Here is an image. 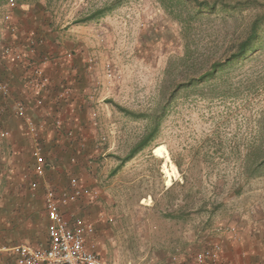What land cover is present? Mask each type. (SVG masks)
<instances>
[{"label":"rangeland","instance_id":"rangeland-1","mask_svg":"<svg viewBox=\"0 0 264 264\" xmlns=\"http://www.w3.org/2000/svg\"><path fill=\"white\" fill-rule=\"evenodd\" d=\"M113 1L15 0L9 10L0 0V19L11 12L15 25L11 33L0 22V49L9 44L22 56L0 55V65L45 61L47 91L62 101L59 134L34 137L54 168L37 178L33 169H8L0 153V247L44 245L45 190L71 181L91 194L65 214L91 224L86 243L106 264L169 254L194 264L197 251L186 245L203 248L232 230L237 241L247 231L252 247L261 235L264 243V45L197 79L233 51L264 0H216L201 11L186 0H119L88 19ZM154 120L153 139L120 164ZM181 210L182 218L168 215ZM15 258L0 250V264ZM250 260L264 264V250Z\"/></svg>","mask_w":264,"mask_h":264},{"label":"built area","instance_id":"built-area-1","mask_svg":"<svg viewBox=\"0 0 264 264\" xmlns=\"http://www.w3.org/2000/svg\"><path fill=\"white\" fill-rule=\"evenodd\" d=\"M7 7L12 10L16 7L15 0H7ZM0 22L5 25L8 32L15 33L11 12L2 14ZM32 52V49H30ZM0 55L22 58L20 53H14L13 48L6 44L1 47ZM41 62H28V86L35 93L47 90L50 79L45 73ZM0 94L3 98H10V88L7 83L0 82ZM61 97L62 94L59 93ZM38 102L40 100L38 99ZM12 108L25 124L32 137H37L43 128V122L37 123L27 112L25 104L21 100H14ZM7 130L0 131V137H6ZM35 163L33 166L34 175L39 178L44 175L46 162L40 155V147L35 146ZM31 187L37 186V181L32 180ZM91 191L77 183L71 181L66 189L55 192L51 188H46L43 200V209L46 218V245L34 246L28 243H20L13 247H0V250H13L16 258L15 264H106L98 254L86 243V236L91 231V224L86 222L79 215L72 214L71 217L64 215L63 208L79 199L89 196ZM222 245L218 242L209 244L198 250L193 256L194 264H217Z\"/></svg>","mask_w":264,"mask_h":264},{"label":"crops","instance_id":"crops-1","mask_svg":"<svg viewBox=\"0 0 264 264\" xmlns=\"http://www.w3.org/2000/svg\"><path fill=\"white\" fill-rule=\"evenodd\" d=\"M10 61H8L9 63L6 62L0 65V82L7 83L10 88V98L5 99L0 94V131H8L6 137H0V153L2 152L8 155V160L10 161V163H8V169L14 171V169H18L21 166V168L30 170L33 169L35 163V146L39 143L36 142V139L39 141L41 138H49L50 135L55 132H57V134L60 132L57 128L61 121L59 110L61 109L62 101L54 90H45L39 93L32 91L28 86L27 68H20L16 64L17 61L15 62L14 59ZM38 99L40 102H38ZM14 100H21L25 104L27 112L32 116L35 122H44V126L39 132L38 138L35 139L30 135L22 119L14 112L12 108V102ZM43 151L44 152L40 149V155L44 157L46 153L44 148ZM47 153L51 154L50 152ZM44 159L46 162V170L55 167V157L51 158L52 160H50V158L48 159V157H44ZM24 176L23 174L22 177ZM22 177H19V180H21ZM16 178L18 177L16 176ZM67 207L68 205L63 208L66 217L67 214L65 213H67ZM243 234L244 236H238V241L235 240L236 237H233V230L229 235L227 234L224 237H220L218 233L215 234L216 236H214L213 243L218 242L223 246L217 264L259 263L251 261L250 256L255 254V256L257 255L259 257L264 250L262 235L258 238L259 240H257L258 244L255 243L256 247H252L251 244L253 245V243L247 241V231H244ZM88 235L90 234L88 233ZM197 244V247L195 244L186 245V249H196V251H198L201 249V246L198 247L199 243L197 242ZM44 245H46V243ZM180 262V259L175 254H169L164 260L160 258H157V260L150 259V261H146L143 264H180Z\"/></svg>","mask_w":264,"mask_h":264},{"label":"trees","instance_id":"trees-1","mask_svg":"<svg viewBox=\"0 0 264 264\" xmlns=\"http://www.w3.org/2000/svg\"><path fill=\"white\" fill-rule=\"evenodd\" d=\"M187 2L195 5L199 10H204V9H211L215 5V1L213 0L210 2V0H186ZM221 4L227 5L225 0H219ZM248 1H236L234 7L240 6L243 4H246ZM119 0L113 1L110 5H106L103 8L97 9L94 12H92L88 19L95 18L102 14L105 10H111L112 8L118 6ZM264 24V12L263 13H258L255 15V17L251 20L249 26H248V31L244 38L238 41L236 44L235 48L233 49L232 52H230L225 58L222 60H217L211 63L209 69H207L204 73L200 74L197 79H203L209 76H213L219 69L228 66L230 64H234L238 61H243L246 58L251 57L255 52L260 50V48L263 47L264 43H261L260 41V30ZM191 78L189 82L197 80ZM125 110V109H123ZM158 128V122L154 120V125L150 128L149 131H147L126 153V155L121 159V163L129 160L132 158L137 152L142 150L149 142L150 140L153 139L156 131ZM179 211L169 213L168 215L172 218H182L185 216L186 211L181 210Z\"/></svg>","mask_w":264,"mask_h":264},{"label":"bare ground","instance_id":"bare-ground-1","mask_svg":"<svg viewBox=\"0 0 264 264\" xmlns=\"http://www.w3.org/2000/svg\"><path fill=\"white\" fill-rule=\"evenodd\" d=\"M164 157H165V160L166 161H169V156H168V153L165 151V153H164ZM169 168H171V170L169 169ZM169 168H166L165 166H164V169L163 170H165V172H166V176H167V184H170V181H171V179H172V176L174 175V173L176 172V166L173 164V163H171L170 164V167ZM176 174V173H175Z\"/></svg>","mask_w":264,"mask_h":264}]
</instances>
